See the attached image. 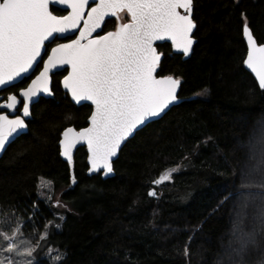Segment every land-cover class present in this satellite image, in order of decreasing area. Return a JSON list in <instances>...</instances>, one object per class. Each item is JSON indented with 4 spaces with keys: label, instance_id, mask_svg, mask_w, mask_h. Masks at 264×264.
Wrapping results in <instances>:
<instances>
[{
    "label": "trees",
    "instance_id": "1",
    "mask_svg": "<svg viewBox=\"0 0 264 264\" xmlns=\"http://www.w3.org/2000/svg\"><path fill=\"white\" fill-rule=\"evenodd\" d=\"M193 5L198 42L192 58L184 61L170 45L158 46L164 54L159 75L181 79L179 96L189 100L127 142L114 177L88 176L87 151L79 148L72 185L59 140L66 127H86L92 110L75 106L57 81L55 98L34 106L28 133L0 159V216L19 218L23 231L39 237L46 225L42 242L61 255V264H238L233 226L240 219L257 233L242 264L264 259V189L241 187V172L255 163L250 144L264 126V90L243 63V26L264 43V0ZM114 27V20L106 24V30ZM177 165L171 180L152 183ZM41 178L51 182L63 212L42 197ZM250 179L264 182V171ZM240 192L253 194L246 208ZM36 258V264H56Z\"/></svg>",
    "mask_w": 264,
    "mask_h": 264
},
{
    "label": "snow or ice",
    "instance_id": "2",
    "mask_svg": "<svg viewBox=\"0 0 264 264\" xmlns=\"http://www.w3.org/2000/svg\"><path fill=\"white\" fill-rule=\"evenodd\" d=\"M89 2L0 0V90L15 87L39 69L26 87L20 88L18 93H9L0 103V109L10 110H0V151L27 130L25 118L31 115L30 104L38 94L50 92L52 70L68 65L70 70L64 77V88L77 104L90 101L93 108L87 127L63 130L59 140L61 155L71 165L72 150L79 143L86 144L89 171L102 170L108 175L113 172L112 158L121 143L138 126L160 116L179 99L177 89L181 80L157 74L163 54L157 50L156 42L170 41L173 49L188 56L196 24L192 18L193 0H91L92 6L88 7ZM50 4L67 5L70 11L67 15H54ZM121 13L127 17L126 22L113 31L93 36L106 17L119 20ZM76 32L79 34L75 39L65 35ZM243 36L247 40V58L243 63L264 89V44L257 43L247 23L243 26ZM59 39L67 42L57 43ZM53 43L55 46L49 48ZM42 53L46 54V59ZM250 150L255 163L241 172V187L264 189V182L254 184L250 179L255 172L264 171V126L259 130V138L250 144ZM178 167L163 171L152 183L171 180ZM72 180L75 182L74 177ZM50 184L41 178L42 187ZM148 195L154 197L157 193L150 190ZM238 195L243 198L242 208H246L253 194L240 192ZM56 204L59 206V201ZM5 223L11 228L10 220H0V224ZM242 225L243 219H240L233 226L237 247L232 253L241 257L238 264H242L250 245L256 244L257 235L254 229L246 231ZM260 226L264 231V209L260 213ZM53 227L60 229L61 225L55 223ZM20 229L21 225L17 224L11 235L0 231V251L32 257L31 241L18 239ZM48 235L45 225L43 238ZM55 260L56 264H61L62 258L57 254ZM0 264H13V256L3 257ZM27 264H34V260H28ZM258 264H264V259Z\"/></svg>",
    "mask_w": 264,
    "mask_h": 264
},
{
    "label": "water",
    "instance_id": "3",
    "mask_svg": "<svg viewBox=\"0 0 264 264\" xmlns=\"http://www.w3.org/2000/svg\"><path fill=\"white\" fill-rule=\"evenodd\" d=\"M91 5H92V4H91V0H90L88 7H90ZM53 7H54V8H57V9H60V10L67 11V12L70 11V9L67 8V5H62V4H50V5H49V9H50V11H52V8H53ZM88 7H86L85 12H87ZM193 11H194V5H193V9H192V18H193V20H194V17H193ZM53 14H54V13H53ZM54 15H55V14H54ZM66 15H67V14H66ZM111 18H113V17H106L104 23H103L102 26H101V29H98L96 33H93V36H95V35H97V34H100V33L103 31V28H104V25H105L106 21H107L108 19H111ZM194 21H195V20H194ZM119 24H120V23H119ZM119 24H118V25H119ZM195 24H196V27L193 29V33H192V36H193L192 51L190 52V54H189L188 56H184L182 53L176 51L175 49H173V48L171 47L172 54L182 56V58H183L184 61H187V60H189V59L192 58V56H193V54H194L195 46H196V44H197V42H198L197 39L195 38V33H196V31H197V23L195 22ZM81 27H83V24H81ZM249 29H250V28H249ZM250 30H251V29H250ZM251 32H252V31H251ZM78 34H79V33L76 32V33H66L65 35H67L69 38H71V37H75V38H76V36H77ZM252 34H253V33H252ZM253 36H254V35H253ZM75 38H74V39H75ZM254 38H255V36H254ZM243 39H244V42H245V45H246V48H247V40H246V38H245L244 36H243ZM255 39H256V38H255ZM59 40H64V39H59ZM256 41H257L258 44H264V43H259L257 39H256ZM63 43H66V42H63ZM46 44H47V42H46ZM166 44H168V45L171 46V42H170V41H158V42H156L157 50L159 51L158 46L166 45ZM159 52H160V51H159ZM161 53H162V52H161ZM162 54H163V53H162ZM42 55H44V54L42 53ZM246 58H247V55H246ZM246 58H245V59H246ZM163 59H164V54L161 56L160 65H159V67H158V69H157V74H158V75H159L160 66H161V63H162ZM244 66H245V69H246V70H247V71L253 76V78L255 79V81H256V83H257V85L259 86V81H258V79L256 78L255 74L251 71V69H249V68L247 67L246 64H244ZM65 69L70 70V66H68V65L58 66V68L52 70V72L50 73V82H49V89H50V92H49V93H40V94L37 95V97L34 98L33 102L30 104V112H31V115H30L29 117L25 118V119H26V123H27V121H29V120L32 118V108H33V106L36 105V104L40 101L41 98H46V99H53V98H54V93H53V91H52V74L55 73V72H57V71H62V70H65ZM174 77H175V76H174ZM63 80H64V78H63L62 81H61L62 89H63V91H64L66 94L69 95L70 100H71V102H72L74 105H76L77 107H80V106H83V105H89V106H91V107L93 108V106L91 105V102H90V101H83V102H81V103H79V104H77L75 101H73L71 95L68 93V90L65 89L64 86H63ZM180 80H181V79H180ZM18 83H19V82H18ZM181 87H182V80H181V83H180V85H179V87H178V89H177V95H178V97H179V99H178L177 102H174L173 104L169 105V107H168L163 113H161L160 116H158V117H154V118H152V119L146 121L143 125L138 126L137 129H135V130L133 131V133H132V134H131V135H130L125 141H123V142L121 143L119 149L117 150V154H116V156H114V157L112 158L113 172L110 173V174H108V175H104L102 170L99 171V172H92V171H89L91 165H90L89 160H88V155H89V154H88V149H87V145H86V144L79 143V144H77V145L75 146V148L72 150V163H71V165H69L67 159H66L64 156L61 155V147H60V144H59V147H60V157H61V159H62L65 163H67L68 166H69L70 174H71V180H72L73 177L75 178V163H74V162H75V155H76V152H77V150H78L79 148H86V151H87V165H88L87 175H88V176L91 177V176H94V175H96V174H101L103 180H106V179H109V178L114 177V176H115V172H114V163L118 160V158H119V156H120V153H121L122 149L124 148V146L127 144V142H128L129 140H131L132 138H134V136H135L139 131H141L142 129H144V128H145L146 126H148L149 124H151V123H153V122H156V121H159V120H161L162 118H164V116H165V115H166V114H167V113H168L173 107L180 105V104L183 103L185 100H189V99H182V98H180L179 95H180V92H181ZM259 88H260V87H259ZM260 89H261V88H260ZM261 90H264V89H261ZM190 99H194V98H190ZM18 107H19V105H18ZM2 110H6V109H2ZM6 111H10V110H6ZM88 123H89V121H88ZM27 125H28V124H27ZM74 128H75V127H74ZM77 130H78V129H77ZM28 131H29V127H27V130H26L25 132L21 133L19 136L15 137V138H13V139L11 140V142L7 143L6 146H5V149H4L3 151H0V159H1V158L3 157V155L5 154L7 148L9 147V145H10L11 143H13L14 141H16L18 138H20L21 136L27 134ZM60 139H62V135H61V138H60ZM75 184H76V180H75V182H73V180H72V185L75 186ZM151 197H153V196H151ZM156 197H157V195L154 196V198H156Z\"/></svg>",
    "mask_w": 264,
    "mask_h": 264
},
{
    "label": "rangeland",
    "instance_id": "4",
    "mask_svg": "<svg viewBox=\"0 0 264 264\" xmlns=\"http://www.w3.org/2000/svg\"><path fill=\"white\" fill-rule=\"evenodd\" d=\"M45 183L48 182L46 180H43ZM40 188L42 192V197H44L47 202H55V207L63 212L64 206L59 202V206L56 204L57 194L54 193L53 187L50 184L49 187H42L40 183ZM50 198V199H49ZM54 200V201H53ZM58 217L63 219V214L58 213ZM0 220H10L11 221V228L8 226V224H0V231L8 232L9 235L12 234V228H15L17 224L21 225L20 234L18 236V239L23 240H30L31 246L33 248V255L32 257L27 256H19L15 254H9L6 252L0 251V259H3V257L12 255L13 256V264H27L28 260H34V264L38 261L36 256H40L43 258H47L50 260V262L55 263V257L57 254H59L57 251H54L48 247L42 242V240H45L43 238V234L39 237L36 232L28 233L26 231H23V223L20 221L19 218H12L11 216H0ZM48 238V236H47ZM2 239V238H0ZM23 248L21 247V251ZM60 255V254H59ZM61 257V255H60Z\"/></svg>",
    "mask_w": 264,
    "mask_h": 264
},
{
    "label": "flooded vegetation",
    "instance_id": "5",
    "mask_svg": "<svg viewBox=\"0 0 264 264\" xmlns=\"http://www.w3.org/2000/svg\"><path fill=\"white\" fill-rule=\"evenodd\" d=\"M92 6V5H91ZM90 6V7H91ZM54 8V7H53ZM60 10V9H59ZM62 11V14L61 15H66L67 14V11H64V10H61ZM53 12V11H52ZM56 15V14H55ZM112 20H114V22H115V27L116 26H118V24L119 23H124V22H126L127 21V17L125 16V14L124 13H121L120 14V19L118 20L116 17H113V18H111V19H108L107 21H106V23H105V25H104V28H103V31L99 34V35H103L105 32H107V31H113V30H115V27L113 28V29H111V30H106V24L109 22V21H112ZM75 37H71V38H69V39H74ZM57 43H63V42H67L66 40H58V41H56ZM53 46H55V43H53L52 45H49V48L50 47H53ZM171 47V46H170ZM44 58L46 59L47 58V56H46V54H44ZM41 67H42V64H41ZM38 71H39V69H37V71L35 72V73H32L31 74V76H30V78L29 79H27V80H23V81H21V82H19V83H17V85L15 86V87H8L6 90H0V103H3L4 102V99L7 97V95L9 94V93H18L19 92V89L20 88H22V87H26L27 86V84H29L30 82H31V79L32 78H34L35 77V75L36 74H38ZM68 74V69H65V70H62V71H57V72H55V73H53L52 74V91H53V93H54V98H55V92H54V83L57 81V82H59V84H60V88H61V90H62V92L64 93V96H67V97H69V95L68 94H66L64 91H63V89H62V85H61V81H62V79L66 76ZM53 98V99H54ZM41 99H46V98H41ZM40 99V100H41ZM69 99H70V97H69ZM71 101V100H70ZM35 106V105H34ZM34 106H33V108H34ZM76 106V105H75ZM84 106V105H83ZM87 106H89V105H87ZM20 107H22V104L21 105H19V107L18 108H20ZM91 107V106H90ZM33 108H32V112H33ZM0 110H2V109H0ZM91 110H92V107H91ZM4 111H6V110H4ZM16 114L17 115H20L21 113L20 112H16ZM32 118H33V115H32ZM32 118L29 120V121H27V124L32 120ZM88 126V125H87ZM86 126V127H87ZM28 127H29V125H28ZM86 149V148H85Z\"/></svg>",
    "mask_w": 264,
    "mask_h": 264
},
{
    "label": "bare ground",
    "instance_id": "6",
    "mask_svg": "<svg viewBox=\"0 0 264 264\" xmlns=\"http://www.w3.org/2000/svg\"><path fill=\"white\" fill-rule=\"evenodd\" d=\"M11 144H12V143H11ZM11 144H10V145H11ZM10 145H9V146H10Z\"/></svg>",
    "mask_w": 264,
    "mask_h": 264
}]
</instances>
